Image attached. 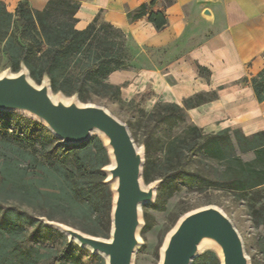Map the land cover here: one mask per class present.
Segmentation results:
<instances>
[{
	"label": "trees",
	"instance_id": "trees-1",
	"mask_svg": "<svg viewBox=\"0 0 264 264\" xmlns=\"http://www.w3.org/2000/svg\"><path fill=\"white\" fill-rule=\"evenodd\" d=\"M79 7V0H47L42 9H34L22 0L11 13L0 0V40L14 66L23 62L34 78L42 80L48 75L52 90L68 96L76 93L85 102L90 86H113L105 78L116 69L128 68L129 48L125 32L106 21L102 9L84 29H77L75 13ZM125 13L128 21L147 15L157 31L167 24L163 6L156 7V0L143 2L135 9L126 8ZM14 22L24 30L34 29L39 37L33 35L31 43L24 44L9 31ZM249 81L258 102L264 100V67ZM204 99L200 95L190 97L184 106ZM6 114L8 119L0 121V135H6L0 141V192L29 203L37 201L47 209V215L42 216L48 219H53L50 215L57 211L63 212L78 229L91 235L107 234L104 218L111 207L112 194L110 186L103 182L105 174L101 168L108 162L99 137L93 136L76 146L54 144L55 136L48 129L45 139H41L39 131L33 129V119L14 112ZM175 114L181 119L187 115L176 103L166 105L164 118ZM192 126L201 138L187 148L186 161L207 147L218 161H227L224 183L214 182L217 186L246 191L264 185V130L248 136L238 128L202 134L197 126ZM233 139L239 152L251 151L253 157L245 160L235 153ZM142 171L144 182L149 183V163ZM251 210L253 224L264 225V202ZM42 222L24 210L10 206L2 209L0 264H85L64 260L62 251H43L44 246L39 243L49 242L59 231ZM66 245L73 246L71 242ZM193 264H219V260L215 252H210L200 254Z\"/></svg>",
	"mask_w": 264,
	"mask_h": 264
},
{
	"label": "crops",
	"instance_id": "crops-1",
	"mask_svg": "<svg viewBox=\"0 0 264 264\" xmlns=\"http://www.w3.org/2000/svg\"><path fill=\"white\" fill-rule=\"evenodd\" d=\"M2 1L14 13L22 0ZM23 1L34 9L47 3ZM79 1L77 29L102 9L105 20L125 32L129 49L154 52L141 59L142 67L116 69L106 77L123 96L149 88L156 100L182 106L202 134L239 127L248 136L264 130V100L258 102L249 81L264 67V0H156L167 16L158 31L147 15L128 21L125 13L153 0ZM196 95L206 99L185 107Z\"/></svg>",
	"mask_w": 264,
	"mask_h": 264
},
{
	"label": "rangeland",
	"instance_id": "rangeland-1",
	"mask_svg": "<svg viewBox=\"0 0 264 264\" xmlns=\"http://www.w3.org/2000/svg\"><path fill=\"white\" fill-rule=\"evenodd\" d=\"M203 15L205 16V13ZM9 31L14 38L18 37L21 42L27 45L31 43L33 35L39 37L34 29L24 30L15 22L10 26ZM3 43L4 41L0 40V73L6 69L15 73L23 62L14 66ZM135 46L137 45L135 44ZM127 51L126 64L128 68L142 67L144 62L141 59L148 58L154 53L149 49L139 52L138 46L135 50L127 49ZM29 74L36 83L41 82V79L34 78L30 71ZM105 82L110 84L106 78ZM58 92L60 91L53 90V93ZM85 102L106 106L112 114L127 124L134 141L143 147L144 165L146 162L149 163L150 181L159 180L155 201L142 207L143 225L139 233L141 244L135 253L134 264H157L160 257L159 250L165 235L179 216L193 208L207 204L218 206L231 218L244 240L245 251L250 257L251 264H264V252L262 251L264 225L255 226L251 215V209L264 202V185L246 191H233L217 186L214 182H223V177L228 169L227 161H218L207 151V147L198 150L189 161H186L184 157L187 148L192 142L199 141L201 138L198 130L193 129L192 125L194 124L187 115L184 119L179 118L176 114L164 118L166 105L169 103L156 100L149 88L141 97H135V95L125 97L121 94L119 85L103 88L90 86ZM6 113L7 111H0V121L8 119ZM34 123L33 129L39 131L41 139H45L47 128L38 121L34 120ZM237 128L241 131L239 127ZM48 132L52 134L50 131ZM93 136L96 135L91 137ZM4 138L6 135L4 137L0 135V141ZM53 143L62 144L56 137ZM233 144L235 153L243 159L249 160L253 157L251 151L239 152L234 139ZM104 154L106 162H108L109 157L106 151ZM28 171L33 172V169L29 168ZM7 206L14 207L15 210H24L41 222L40 216L47 215V209L37 201L29 203L12 197L7 192H0V211ZM109 211L104 218L106 229L110 227ZM50 217L78 228L71 217L63 212L57 211ZM109 231L110 229L107 234L97 236L107 238ZM66 243H68L66 235L56 232L49 242L39 244L44 246L43 251L48 254L57 251L64 252V260L85 264H105L100 255L92 254L88 249L73 242H71L73 246L68 248ZM210 252H214V250H204L201 254L209 255Z\"/></svg>",
	"mask_w": 264,
	"mask_h": 264
},
{
	"label": "water",
	"instance_id": "water-1",
	"mask_svg": "<svg viewBox=\"0 0 264 264\" xmlns=\"http://www.w3.org/2000/svg\"><path fill=\"white\" fill-rule=\"evenodd\" d=\"M208 10L205 14H208ZM0 111L14 112L44 125L62 144L80 145L99 137L109 157L101 171L110 186V231L107 238L91 235L66 222L40 216L43 223L66 235L68 242L100 255L105 264H134L143 225L142 207L155 201L159 180L145 183L142 146L127 124L106 106L53 93L44 75L38 84L25 64L0 73ZM214 250L219 264H251L244 240L225 211L214 204L179 216L166 233L157 264H193L204 250Z\"/></svg>",
	"mask_w": 264,
	"mask_h": 264
}]
</instances>
